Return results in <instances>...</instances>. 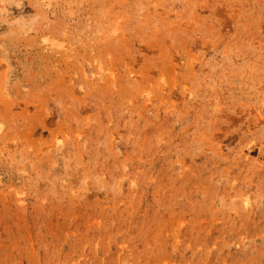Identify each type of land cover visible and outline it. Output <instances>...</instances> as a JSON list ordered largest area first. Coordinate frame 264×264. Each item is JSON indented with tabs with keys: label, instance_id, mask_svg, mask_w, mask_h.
<instances>
[{
	"label": "rangeland",
	"instance_id": "1",
	"mask_svg": "<svg viewBox=\"0 0 264 264\" xmlns=\"http://www.w3.org/2000/svg\"><path fill=\"white\" fill-rule=\"evenodd\" d=\"M0 264H264V0H0Z\"/></svg>",
	"mask_w": 264,
	"mask_h": 264
},
{
	"label": "bare ground",
	"instance_id": "2",
	"mask_svg": "<svg viewBox=\"0 0 264 264\" xmlns=\"http://www.w3.org/2000/svg\"><path fill=\"white\" fill-rule=\"evenodd\" d=\"M112 86V85H111Z\"/></svg>",
	"mask_w": 264,
	"mask_h": 264
}]
</instances>
